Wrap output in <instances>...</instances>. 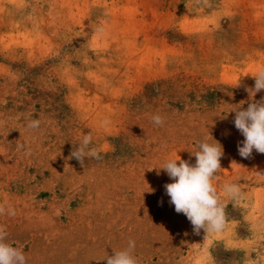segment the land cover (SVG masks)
I'll return each mask as SVG.
<instances>
[{
	"label": "rangeland",
	"instance_id": "rangeland-1",
	"mask_svg": "<svg viewBox=\"0 0 264 264\" xmlns=\"http://www.w3.org/2000/svg\"><path fill=\"white\" fill-rule=\"evenodd\" d=\"M261 68L264 0H0L8 242L27 264H106L129 240L139 264H264V154L239 155L228 113L264 98L247 91ZM88 133L100 158L82 165L71 153ZM211 137L224 152L214 185L243 198H224L226 228L206 237L159 167L177 154L194 165Z\"/></svg>",
	"mask_w": 264,
	"mask_h": 264
},
{
	"label": "clouds",
	"instance_id": "clouds-1",
	"mask_svg": "<svg viewBox=\"0 0 264 264\" xmlns=\"http://www.w3.org/2000/svg\"><path fill=\"white\" fill-rule=\"evenodd\" d=\"M254 88L247 89L249 95L254 97L256 93L264 90V68L258 70L255 75ZM238 86V84L236 85ZM240 105H231L229 112H234V125L243 135L242 146L238 145L239 155L245 159L250 158L253 150L264 154V98L253 101L247 108ZM151 121L154 125L163 127L165 120L159 115H153ZM108 120L102 122L107 126ZM30 128L39 126V121H31ZM212 138V137H211ZM90 133L83 134L81 141L71 157L77 159L82 165L86 158H100V153L92 143ZM195 164L180 158L166 160L160 169H163L172 183L164 185L166 194L170 197V203L175 206L177 213H183L190 221L193 232L199 234L203 230L206 237L210 234L222 232L227 225V205L223 202L227 198L233 203H239L243 198L242 189L236 182H225L218 191L213 181L221 169L222 145L212 138L200 139L196 143ZM15 215V211L0 204V215ZM9 233L3 225H0V264H27V256L21 247L13 246L8 242ZM135 241L129 240L126 248L114 250L111 256L106 255V264H139L134 256Z\"/></svg>",
	"mask_w": 264,
	"mask_h": 264
}]
</instances>
